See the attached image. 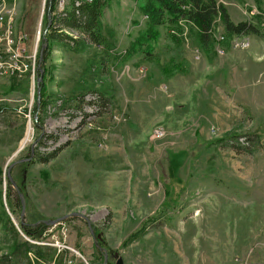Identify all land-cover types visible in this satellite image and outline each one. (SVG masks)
Segmentation results:
<instances>
[{"label": "rangeland", "instance_id": "obj_1", "mask_svg": "<svg viewBox=\"0 0 264 264\" xmlns=\"http://www.w3.org/2000/svg\"><path fill=\"white\" fill-rule=\"evenodd\" d=\"M216 1L234 22L259 16L261 35L227 37L217 17L205 49L181 22L127 56L146 27L144 0H107L103 42L68 31L79 43L54 42L44 76L46 0H5L36 70L0 75V258L14 240L53 250L0 264H116L114 254L122 264H264V151L233 149L264 135V0ZM242 38L248 46L233 47ZM5 46L4 61L22 58ZM58 147L48 163L33 159ZM73 212L88 222L47 224ZM21 224L48 228L30 240Z\"/></svg>", "mask_w": 264, "mask_h": 264}, {"label": "trees", "instance_id": "obj_2", "mask_svg": "<svg viewBox=\"0 0 264 264\" xmlns=\"http://www.w3.org/2000/svg\"><path fill=\"white\" fill-rule=\"evenodd\" d=\"M57 1L58 0H46L45 2V33L42 34V41L44 42L45 40L47 46L43 50L42 60L39 61L40 66L45 68L44 76L47 74V68L44 64H46L48 60L54 42L73 45L79 43L77 38L70 35L68 31H76L78 36L80 34H86L90 38L89 40L97 45L103 42L99 27L100 17L103 7L108 3L107 0H69L66 8L60 11L57 10L59 2ZM139 8L141 13L147 17L146 27L141 34V39L138 40L140 45H132L126 52L127 56L132 55L137 48L146 46L150 40L156 39L159 35L158 28L161 26L168 28V32L173 28L181 32V22L188 26L190 31L189 34H192L197 43L205 49L210 48L212 43H214L212 31L217 17L220 18L227 37H232L233 35H261L262 32L259 16H256L257 23L247 20L234 22L229 17L225 7L217 3L216 0H144ZM47 16L49 17L47 18ZM169 36L175 41L179 39L175 34L169 33ZM142 51L150 54V52L145 49ZM38 70L41 71V68ZM41 102H44V99H41ZM41 102L39 107L42 105ZM45 105L46 104H44L43 108ZM35 109L37 108L35 107ZM46 137L56 140L51 134ZM235 137L234 135L228 136L227 140L231 141ZM254 146L260 147L264 151V135L261 136V134L257 132L247 134L245 142L243 144L237 142V146H233V149H242L249 153ZM62 149L63 147H58L50 152H39L33 159L38 163H48L55 159ZM33 159L31 161H33ZM6 196L9 199L8 201L12 204L17 203L18 209H21L20 197L18 193L13 190L10 180H8L7 183ZM163 205H165V203ZM160 213L161 212H157V215ZM156 216H152V218ZM152 218H149L150 220H145V224L146 221L149 224ZM47 228V224H38L36 226L21 224V230L30 240H43V234ZM143 229V227L140 228L135 235L139 236ZM52 250L50 245H38L28 240H22L21 242L14 240L10 249V254L3 256L0 260L6 259L7 261L9 256L17 258L24 255L27 257L28 252H33L36 258L43 260ZM109 263L110 262H108V264Z\"/></svg>", "mask_w": 264, "mask_h": 264}, {"label": "built area", "instance_id": "obj_3", "mask_svg": "<svg viewBox=\"0 0 264 264\" xmlns=\"http://www.w3.org/2000/svg\"><path fill=\"white\" fill-rule=\"evenodd\" d=\"M59 1V9H65L67 2L66 0H58ZM0 4H3V10H6L8 17L3 20V16L0 14V26L4 23L5 29L4 31L0 30V75L12 77V78H28L31 70H36L35 65V57L31 53L26 51L25 43L27 41V34L23 32H12L10 20V12H9V4L4 3V0H0ZM253 12V11H252ZM249 42L247 39L242 38L239 41H235L233 47L240 46L241 48H246ZM2 45H9L11 49V53H18L22 55L21 64H13L4 62L2 59ZM221 52V51H220ZM195 58H199V54H195ZM35 65V66H34ZM71 263V261H69Z\"/></svg>", "mask_w": 264, "mask_h": 264}, {"label": "water", "instance_id": "obj_4", "mask_svg": "<svg viewBox=\"0 0 264 264\" xmlns=\"http://www.w3.org/2000/svg\"><path fill=\"white\" fill-rule=\"evenodd\" d=\"M48 17H49V16H47V18H48ZM44 33H45V30H44L43 34H44ZM46 46H47V43H46V41L44 40V43L41 45V48H40L39 61L42 60V53H43V50L46 48ZM42 78H43V70L41 69V71H40V77L38 78L37 82L39 83V82L42 80ZM71 216H78V217L84 218L85 221L87 220V218L83 217L82 214H80V213H78V212H73V213H71V214H65V215L60 216V217H58V218H56V219L49 220V221H47V224H49V225H53V224H56V223H59V222L65 220L66 218L71 217ZM21 220H23V214H21ZM86 222H88V220H87ZM88 227H90V224H89V223H88ZM90 232H91L92 238L95 239L96 237H95V235L93 234V232H92V231H90ZM114 256H115V258H116V264H122V259H121V258H118V256H117L116 254H114ZM106 258H107V257H105V259H106Z\"/></svg>", "mask_w": 264, "mask_h": 264}, {"label": "bare ground", "instance_id": "obj_5", "mask_svg": "<svg viewBox=\"0 0 264 264\" xmlns=\"http://www.w3.org/2000/svg\"><path fill=\"white\" fill-rule=\"evenodd\" d=\"M58 2V1H57ZM4 3H5V0H4ZM59 3V2H58ZM58 10V9H57ZM12 26H13V21H12V23H11V30H12ZM2 46H4V45H2ZM5 47H7V49L5 50V52H7V53H11V49H10V46L9 45H7V46H5ZM2 59H3V61H4V57H2ZM9 59V60H8ZM8 59H6V61H4V62H8V63H13V64H21V62H22V58L19 56V55H16V54H11L10 56H9V58ZM29 78V77H28Z\"/></svg>", "mask_w": 264, "mask_h": 264}]
</instances>
